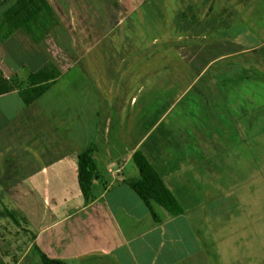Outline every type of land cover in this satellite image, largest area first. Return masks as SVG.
<instances>
[{
    "label": "crops",
    "instance_id": "1",
    "mask_svg": "<svg viewBox=\"0 0 264 264\" xmlns=\"http://www.w3.org/2000/svg\"><path fill=\"white\" fill-rule=\"evenodd\" d=\"M147 1H109L113 12L108 6L96 18L90 12L105 0H58L54 5L51 0H0V192L32 189L49 210L58 211L37 227L31 242L49 258L67 264L204 261L196 225L204 205L200 193L191 191L190 179L201 177L202 164L218 148L243 139L242 117L254 106L264 108V24L256 27L247 13L241 30L232 25L228 29L224 17L235 16L224 9L210 31L204 27L198 33L197 44L185 41L188 32L179 35L182 41L172 45L177 59L163 69L158 62L161 49L148 63L119 53L121 81L108 84L103 118L86 142L97 148V171L85 202L77 183V142L85 132L69 119L72 91L62 80L86 62V54L100 41L107 40L115 57L130 34L122 25L133 13L140 26L135 34H141ZM47 3L53 7L54 24L34 42L23 25ZM199 17L201 23L208 20L207 14ZM101 18L106 19L102 28ZM156 42V37L151 40ZM63 54L69 62H61ZM45 65L59 74L25 104L11 78L23 81L28 71ZM144 66L150 69L144 72ZM62 95L69 98L65 104ZM255 124L245 122L251 128ZM136 150L176 197L181 213L171 214L152 201L155 220L125 183L137 176L132 161Z\"/></svg>",
    "mask_w": 264,
    "mask_h": 264
},
{
    "label": "rangeland",
    "instance_id": "2",
    "mask_svg": "<svg viewBox=\"0 0 264 264\" xmlns=\"http://www.w3.org/2000/svg\"><path fill=\"white\" fill-rule=\"evenodd\" d=\"M57 1L51 0L53 5ZM109 1L112 0H105L104 5L92 10L89 7L90 14L97 18L98 11L105 13L108 6L113 12ZM187 5H191L200 16L207 14L208 20L201 25L207 31H210L211 22L224 9L235 16L234 20L230 18L231 15L223 19L228 22L229 30L231 25L241 30L248 22L247 15L252 17L249 21L256 27L264 24V0H148L143 6L141 34H135L140 26L138 17L133 13L122 25L125 32L130 34L126 36V43H121L120 51L115 50V57L110 54L107 40L100 41L86 54V62H80L62 80V85L68 83L72 91L73 110L69 119L72 118V124L85 132V138L80 135L77 142L81 150L88 147L87 140H92L101 123L102 111L106 108L104 98L108 84L111 81L114 84L121 81V67L117 66L121 63L119 53L121 56L131 53L140 59V63H148L157 57V50L161 49L158 61L160 69L169 62H175L178 52L173 50L172 45L178 40L182 41L177 35L180 31L189 29L188 23L183 25L182 20L178 19L183 16L180 12ZM104 21L105 18L100 19L101 28ZM129 22L135 25L126 26ZM155 37L158 42L151 43ZM193 37L197 44L199 35ZM91 45L90 41L89 47ZM63 55L61 62H69V57ZM87 62H91L90 66ZM149 69L144 66V72ZM81 91L86 95H82ZM113 95L111 92V96ZM60 100L65 104L69 98L62 95ZM251 110V114L239 121L243 139L218 148L212 158L202 164L204 169L202 167L201 177L190 179L191 191L200 193L197 196H200L204 205L202 217L197 220L196 225L199 244L206 258L204 261L200 260L199 264H264V108L254 106ZM246 120L249 124L254 121L255 127L246 126ZM0 199V209L1 205H7L26 219V224L19 220L20 227L10 218L0 215V264H41L37 251L28 244L29 234L35 232L40 225L49 223L58 211L49 210L32 189L3 195ZM24 226L26 231L20 229Z\"/></svg>",
    "mask_w": 264,
    "mask_h": 264
},
{
    "label": "trees",
    "instance_id": "3",
    "mask_svg": "<svg viewBox=\"0 0 264 264\" xmlns=\"http://www.w3.org/2000/svg\"><path fill=\"white\" fill-rule=\"evenodd\" d=\"M178 19L182 20L183 25L189 24V29L183 30L181 28L180 33L188 32V41H193L196 34L200 33L204 29L201 25L200 15L191 5H187L185 9L180 12ZM55 14L52 5L47 3L38 13H36L26 24L23 25L24 30L28 36L37 42L38 39L44 37L53 26ZM178 23V22H177ZM213 24V22L211 23ZM179 25V24H178ZM200 25V26H199ZM38 27L41 30H38ZM59 74V70H52L49 66H42L34 71H28L26 78L23 81H18L11 78V81L18 88V93L23 99L25 104L32 103L50 84V80L55 78ZM97 148L94 145L88 146L86 149L81 150L77 155V183L80 192L87 202L90 198V190L93 179L96 177L97 162L95 154ZM132 161L137 170V176L125 179V183L138 195V197L144 202L152 217L157 220L156 212L154 211L151 202H155L166 209L171 214H179L182 212V208L177 201L176 197L172 194L164 181L161 179L157 171L147 160L144 154L136 150L132 154ZM0 192V196H3ZM1 202V199H0ZM0 215L8 217L16 225L21 227L19 220H22L26 224V219L16 209L8 207L7 205H1ZM19 216V217H17ZM25 227V226H24ZM20 228L26 231V227ZM35 237V232H30L28 244L32 245V240ZM38 253L41 264H67L63 260L52 259L41 252L36 245H32Z\"/></svg>",
    "mask_w": 264,
    "mask_h": 264
}]
</instances>
